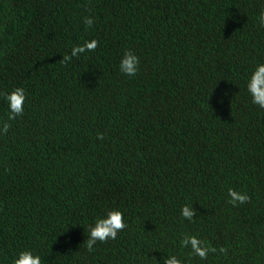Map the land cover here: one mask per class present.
Here are the masks:
<instances>
[{
  "label": "trees",
  "instance_id": "1",
  "mask_svg": "<svg viewBox=\"0 0 264 264\" xmlns=\"http://www.w3.org/2000/svg\"><path fill=\"white\" fill-rule=\"evenodd\" d=\"M262 10L264 0H0V93L26 94L0 133V264L24 250L41 264H264V109L246 87L264 64ZM93 39L94 52L60 62ZM126 50L140 59L135 76L119 70ZM229 188L250 202L232 206ZM110 209L127 227L87 251L89 226ZM184 234L227 255L192 257Z\"/></svg>",
  "mask_w": 264,
  "mask_h": 264
},
{
  "label": "clouds",
  "instance_id": "2",
  "mask_svg": "<svg viewBox=\"0 0 264 264\" xmlns=\"http://www.w3.org/2000/svg\"><path fill=\"white\" fill-rule=\"evenodd\" d=\"M259 24L264 27V10L259 13ZM84 24L87 28L94 25V20L91 17L84 18ZM99 46V42L95 39L91 41H84L81 45H76L71 49L70 55H64L61 59L62 64H67L73 57H79L86 52H94ZM140 59L131 50H126L121 58L119 70L122 74L127 76H135L139 71ZM247 91L252 97V103L264 109V64L256 66L251 73L247 82ZM4 96L8 104V118L6 121H0V133L6 135L11 124L8 121L15 120L24 114V103L26 100L25 90L22 87H17L10 92L0 93ZM104 134L98 133L97 139L103 140ZM228 203L232 206L238 204H245L250 202L251 197L247 193L238 192L232 188L228 189ZM181 215L188 221H193L197 215L193 207L185 204L181 208ZM127 227L124 220V215L120 210L110 209L103 218H97L94 226H89L88 237L84 242L87 251H94V246L97 242H107L109 239L115 240L119 232H122ZM182 248L190 249V256L199 257L201 260H207L210 253L217 252L227 255V249L221 246L219 249L211 246L208 242L200 239L196 235L184 234L180 240ZM163 264H182V261L176 256L162 257ZM12 264H41V257L33 255L30 250L20 251L16 257L13 258ZM156 264L158 261L156 260Z\"/></svg>",
  "mask_w": 264,
  "mask_h": 264
}]
</instances>
